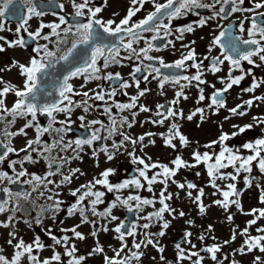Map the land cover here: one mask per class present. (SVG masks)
Returning a JSON list of instances; mask_svg holds the SVG:
<instances>
[{
	"label": "snow or ice",
	"instance_id": "obj_1",
	"mask_svg": "<svg viewBox=\"0 0 264 264\" xmlns=\"http://www.w3.org/2000/svg\"><path fill=\"white\" fill-rule=\"evenodd\" d=\"M149 2V0H131V6L129 7L127 14L124 18H122L118 23L113 19L104 20L99 16V14L103 11V7L100 6H91L92 0H70L72 8L75 10L74 13H69L67 15L72 16L73 20H69L66 18V15H61L56 12H52V15L57 17L56 21L45 23L43 21V17L48 13L43 10V7L38 2V0H24V3L27 5L26 13L20 7L18 0H0V19L5 16H9L15 18L18 21V25L15 28V34L17 36L14 40H6L5 37L0 36V41H4L3 44H0V53L6 51L5 44L7 48H15L19 47L21 49L29 47V42L25 39L21 33H26L29 40L35 45L31 48L32 53L34 55L30 56L27 64L20 63L18 61L13 60L11 65L6 66L7 70H11V68L15 67L19 69L20 75L24 77L23 87L19 88L16 85L11 84L10 82H5L2 77H0V84H3L4 87L0 88V122H4L5 114L11 116L12 119L7 121L6 128L12 124H15L17 118L25 119L26 123L23 127H21L17 132H9L7 130L4 131V135L6 138L15 137L18 135L27 136V132L25 129L27 128H35L36 130V138L34 140H28L26 142V146L24 148L19 149V152H25L26 155L22 160H11L8 161L9 167L12 168L13 172H15V165L19 163L23 168V164L25 161L34 163V159L31 155L32 152H38V154L47 161L49 171L46 176H38L32 175L31 179L28 181H24V183L32 184V192L40 189L41 186L45 190L51 191L48 189L49 184H53L54 181L48 179V177L55 176L60 174L62 179L59 184L56 185L59 188L63 184H70L72 182L73 177L77 172H80V169H71L70 175H64L61 172L63 165L65 163H70L72 159H81L79 155V151L83 150L84 145L92 146L94 141L101 139H109L116 132L117 121L112 116V108L105 107L104 112L109 115L111 119V125L106 128L108 133L107 136L102 137L99 132L100 129H93L92 134L89 138L86 139H76L75 141H65L64 135L67 131H70L69 125L72 123L71 115L76 108H82L85 113H87L92 105L89 104V100L95 99L99 101H105V97L109 98L114 97L116 95L117 89L115 87L112 88L110 92H106L101 85H97V88L100 91H95L93 89H89L88 91H76L74 85L71 81L74 78H83L84 84H81V88H84L85 85L92 80H108V81H118L119 87L128 88L131 85L127 81H123L122 77L119 73H111L107 72L103 76L101 75L103 70L108 69L113 64H122L124 60H132L135 57L136 60L141 61V64L144 60L152 61L157 59L149 55V52L156 50L159 51V47L153 44V41L157 40H165L167 37L175 35L176 40H183L185 33H193L196 28L204 27L208 24L210 20L216 19L217 17H221L222 19H227L232 13L236 12H249L252 13V17H244L240 21L239 31L241 33L247 32L248 39H243L240 36H236L233 34L231 29L223 30L213 37L211 44L209 45V51L212 50V47L219 46L222 49L223 59L220 57H212V63L210 67V71L212 73H216L221 71L220 65H223L225 61L229 62L230 69L229 75L227 77V82L222 79L221 83H225V87L222 89H217L212 96L211 105L209 107L215 105L217 110L219 108L225 107V101L222 98L223 94L228 92L234 85H239L242 80L245 79L246 74H251V70H248V73L244 72V69L241 67V61H246L249 65H255L259 67V65L255 64V60L253 57H258L261 62H264V11H259L264 9V0H255L253 7L250 8H242L240 5L245 3V0H215L214 4L205 3L204 0H166V3L159 4L156 3L155 0H151L154 4L155 11L149 12L143 19L139 21L133 22V17L141 11L144 7L145 3ZM107 0H105V4ZM47 4L49 8L59 7L61 10L65 8L64 4H56L55 0H47ZM215 4L222 5H230V10L226 11L224 6H221L218 10H215ZM197 9H209L212 10V14L208 17H200L198 20L183 25L181 27H177L175 29L172 28V21L178 19L182 16H186L189 13L200 16V13ZM223 14V15H222ZM40 18L38 22V26L34 31H30V21L33 18ZM87 18V22H81L82 18ZM167 19L168 23H164V20ZM245 21H250V27L245 28ZM45 29H48V32H45ZM6 30V25L3 22H0V32ZM8 31H12V29H7ZM151 32L154 35L151 36L150 39L145 40L143 33ZM178 33V35H176ZM69 37H72L70 46L66 47V50L61 51V46H66L69 44ZM109 37L115 38L113 42H106ZM55 38V39H53ZM46 41L47 43L40 44L39 41ZM145 40L147 47L140 48L137 50L133 47L134 44L139 43V41ZM118 41V42H116ZM192 44L195 41L191 42ZM49 44H53L55 46V50L49 48ZM174 47V42L171 39H167L164 47ZM182 48H188L187 54H182L181 58L176 60L172 64H167L160 59V66L163 68H174V69H187L188 67L196 69V73L187 76V75H170L165 76L162 75L160 67H155L154 65L148 64L144 65V70L147 71V75H144L143 79L145 81L148 80L149 76L155 73L153 79L159 78V87L161 89L164 88L166 83H172L174 85H180V90L176 93L177 99L174 100L173 104L179 103V97L183 96L184 99H187V96L184 95L183 89L184 87L191 85L192 81L196 82V86L205 84L206 81L202 79L203 76V61L197 62L196 52L194 48H191L190 45L182 44ZM226 50V51H223ZM127 53V55L121 56V52ZM59 53V54H58ZM208 59V57H205ZM103 61V64H100V61ZM191 61L192 63L189 65L186 62ZM63 62L65 66L66 74L61 78H56L52 81V85L42 84V81L45 78H51L52 71L56 68V65H59ZM233 69H239L241 71V75L233 76ZM5 69H0L3 71ZM142 71L140 65H137L134 69V72L131 74L133 79L135 80V85L139 89L140 81L136 79L135 74ZM187 81L188 84H181V81ZM264 83V81H262ZM260 86L259 83L256 82L255 78H253V84L251 87L243 89L246 92H253L256 88ZM214 87V85H213ZM199 101H203L205 96L203 95V88H200ZM148 89H140L138 91V95L131 97V102L119 104L114 103V106L120 110H131L137 107V101L140 97L144 96ZM55 92L58 95V99L53 100L52 102H47V97H51ZM93 92L94 95L90 96L89 93ZM9 93H13L17 98L12 105L11 108H8L5 104V98ZM127 95V93H125ZM73 96H82L87 99H82L80 101L73 100ZM255 100H264V97H254ZM198 101V102H199ZM248 107L253 105V99L244 102ZM158 107H163V105H159ZM238 108H243V105H238L236 108H232L229 111L234 115L244 116L247 113L245 111H238ZM141 112L150 111L149 108L140 105ZM201 114V120L204 119V110L201 108L196 109V112L190 114L187 119L192 120L193 116L196 113ZM63 113L65 115L64 120H58L57 114ZM42 115L46 116L49 120L47 126H41L37 120V116ZM157 115H162L157 112ZM136 112L132 113L133 120L128 121L127 117H123L120 120V125L123 126L127 124L129 128L133 126L135 122ZM179 116L183 118L182 110L180 112L173 111L171 108L168 109L167 115L164 116V119H168L169 117ZM81 121L85 120V116L81 115L78 117ZM227 119V117H226ZM254 120L257 121L258 124H264V118L254 117ZM164 120L153 121V123L163 124ZM59 123L61 127L54 128L53 125ZM100 124L103 127V122L100 120H92L89 122L88 126ZM84 126V125H82ZM233 127L238 128V132H233L231 136L226 133H222L218 139V141H212L206 147L211 148L214 144H221V151L218 154L212 155L209 152L200 153L199 151L193 153V158L196 164H188L187 161L183 160L180 156H177L172 163L175 165L174 168H169L166 165L152 163H145L144 159L139 157H135L134 152L129 153L130 156H133V163H139L143 165V168L139 169V177L143 179V181L147 182V190L149 192L152 191V185L159 182L165 185V191L167 187V181L176 175V171L182 167H195L198 164H204L207 167V172L209 177L211 178V186L213 188H217L218 191H222L219 186L216 184L217 179H227L236 180L237 176L241 171L245 173H251L253 170V163H256V166L259 168L261 173H264V137L256 139L254 142H246L242 145L244 149L250 151V155L241 156L238 152H234L233 149L223 146L224 141L229 140L231 137L237 136L240 133H244L246 130L251 129L253 125H245L243 127L234 125ZM55 133L56 135L53 137L52 143L43 142L41 137L45 134ZM123 136V140L119 142V144L113 141L112 148L116 151H119L120 148L124 146L125 141L131 142V144L135 145L140 143L142 147H147V145L143 144L145 136L155 135L153 133H146L145 136H140L136 139H132L130 136L120 133ZM163 135V134H162ZM176 137L179 138V142L182 146H187L189 141L188 139L181 134L179 131V125L176 123H172L169 128L168 135L165 136V144L169 147L175 148L176 145L173 144V139ZM150 144H154L155 142L149 140ZM33 145H42V150ZM75 145V147H73ZM0 147L4 149L3 153L0 154V164H3L10 153L19 154L16 148H14L11 144V139H8L7 143L0 142ZM59 148L62 152H67L69 149L75 153L72 157H60L58 160L54 157L50 156V153L54 148ZM30 150V151H29ZM107 157V160L111 161L114 158V152H110L107 146H103L101 149ZM49 153L48 156H45L44 153ZM227 154V155H226ZM93 155H96V152H93ZM56 165L55 170H53V165ZM229 166L235 169V174L232 173H221V169L228 168ZM160 168L162 172H158L151 177L147 174L150 169ZM113 173L112 169H106L101 173L100 179H95L90 181L87 185H81L82 189H85L83 192L80 189L71 190L70 194L72 196H77L78 199L76 204L70 206L67 210V215L72 216L77 211L82 218L81 223H89L87 216L85 215V208L83 207V201L87 197H94V199L90 200L91 204V212L95 216H100L105 219H109V221H115L118 219L117 216L113 215L112 210L116 208L118 205H123L127 207L128 211H133V205L130 203L131 201H135V210L142 211L144 205H152L153 200L142 198L139 195H129L127 198L122 199L120 195H116L114 201L110 203V205L103 211L97 212L96 206L98 204L104 203L103 197L105 196V192L103 191H93L96 185H101L107 189V192H119L122 189L129 188L131 186H135L137 189L143 188L145 185L141 182L140 178H133L131 180H125L119 184H111L109 182V176ZM81 175L84 173L80 172ZM28 175L25 170H22L16 173V179H13L12 176L8 174L6 171H0V183L4 180H7L10 184H15L19 182V177ZM199 175V173H197ZM159 176H162L163 179L157 180ZM175 183V181H173ZM245 183L251 184V181L248 177H245ZM259 187V185H257ZM178 187L184 188V184H178ZM187 187L189 189L196 188L195 184L188 183ZM228 191H222L223 200L214 201L215 204L221 206L228 210L231 205H235L238 209L242 211V207L238 199H230L231 196H239V192L236 188L235 184L227 185ZM165 191H161L159 203L162 205L156 212L150 213L147 217H140V219H145L151 221L153 218L158 220H163V215L165 212L170 215L175 212L174 209L170 207L165 201L170 200L171 194L165 196ZM0 192H3L7 197L6 199L0 200V214L5 213L6 211L11 210L13 212L12 216L8 217L6 222H0V227L9 228L15 227L13 221L15 220V212L17 211H25L28 210L24 208L23 205L20 204L21 200L29 202L31 204L32 209H38L37 215L35 217V224L37 226L43 223L45 213H51L52 218L55 219L57 213L61 211L60 205L62 201L54 199V195L58 196L59 193H55L54 195H48L47 200L52 201L51 204H37L36 199L31 197V192H15L8 187L0 188ZM40 197L45 196L44 191L39 192ZM191 196V192L188 193ZM204 195L203 189L199 190V194L195 197V200L200 201L201 197ZM215 195V193H214ZM15 197L14 203L15 207L9 209L8 205L10 202H13V198ZM260 202L264 203V189L261 190ZM200 211L203 213L205 211V206L200 204ZM256 219L249 221V225H254L257 222V219L264 218V209H253V215H256ZM185 213L183 211L179 212V216L183 217ZM229 221H231L232 217H228ZM26 224L29 227H32V221L25 220ZM95 223V222H93ZM169 221L165 220L162 224L163 229H167L169 227ZM191 224V221H188ZM79 225L71 228V229H61V231H71L75 238L79 240L85 239L84 235L77 231ZM144 229H148L150 227V223H145L140 225ZM137 225L133 224L129 228L123 221H121L113 231L118 235L116 238L121 241V247L119 249H113L115 255L109 257L107 255L104 256L105 264H129L131 259L140 260L143 256L142 252H132L131 257H123L121 258V253L125 248L128 247L126 242V237L131 236L135 237L137 235L136 232ZM209 230H211V226H209ZM47 235L54 241V244L60 245L64 243L66 247V251L64 255L71 257L68 261V264H81V262L85 259L83 256L76 257L74 254L77 252V248L75 245L68 246L67 242L69 241V237L67 235L62 238H57L52 234V230H45ZM103 231L107 232L109 229L107 226L103 228ZM258 232H264V228H258ZM248 229L245 228L242 235L247 236ZM10 239L7 240L9 245H13V241L17 240V234L15 231H10L8 233ZM93 237L97 235L96 231L91 233ZM146 240L140 241L137 243L135 239L133 240V247L139 250L142 246L147 247L148 245H152L157 248V251L163 253L164 248L159 246V241H154L150 237L153 235L164 236L165 231H160L159 233H144ZM191 236L190 232L185 233V237ZM236 233L233 231L232 240H235ZM201 240H203V236H201ZM190 243V241H189ZM225 244L231 243V241H225ZM46 247L41 242V238L37 235L32 243L27 244L20 238L14 245V254L11 259H8L4 255H0V264H21V260L23 257L27 256L30 264H61V254L59 252H53V255L50 258H45L41 260L38 255H35L34 252L43 250ZM195 247V245H193ZM178 249V259H191L192 256H199L197 252H192L189 256H185V250L180 246V244L176 245ZM254 249H258L261 253H264V235L260 236H248V238L244 241V246H242L237 251L240 254H244L245 251L252 252ZM3 249H0L2 252ZM204 251L211 254V259L213 261H217V264H220L218 261L216 253L220 251V245H213L204 249ZM104 248L99 244H97L93 249L92 254L103 253ZM161 259H164L161 256ZM203 258L199 257L197 260L193 262V264H201V260ZM233 264H237L236 261H233ZM254 264H264V260L261 259L260 256L255 257Z\"/></svg>",
	"mask_w": 264,
	"mask_h": 264
},
{
	"label": "flooded vegetation",
	"instance_id": "obj_2",
	"mask_svg": "<svg viewBox=\"0 0 264 264\" xmlns=\"http://www.w3.org/2000/svg\"><path fill=\"white\" fill-rule=\"evenodd\" d=\"M20 7L24 10L26 13L27 11V5L24 3V0H18ZM38 2L43 7V10L46 11L48 14L45 15L42 19L45 23H50L57 20V17L52 15V12H56L61 15H66V18H68L70 21L73 20L72 16H69L67 14L74 13V9L71 6L70 0H55V3L58 4H64L65 8L61 10L58 6L55 8H49L47 4V0H38ZM156 3L164 4L166 3V0H155ZM205 3L208 4H214L215 0H204ZM255 0H245V3L243 5H240L242 8H250L253 7ZM91 6H100L103 7V11L99 14L101 18L104 20L113 19L117 23L126 16L127 11L129 7L131 6V0H107V3L105 4V0H92ZM221 6H224L226 11L230 10V5H222V4H215V10H218ZM155 11L154 4L149 0V2L145 3L144 7L139 11L136 16L133 17V22L139 21L143 19L149 12ZM197 11L200 13V16L193 15L189 13L186 16H182L178 19L173 20L172 28L175 29L177 27H181L183 25L192 23L196 20H198L200 17H208L212 14V10L209 9H197ZM259 11H264V9H261ZM223 15V14H222ZM252 13L249 12H236L232 13L230 16H228L227 19H222L221 17H217L216 19L210 20L207 25L204 27H198L193 33H185L183 40H176L175 35L167 37L165 40H157L153 41L152 43L155 44L157 47H159V51L153 50L149 52V55L156 57L157 59H154L152 61L144 60L141 64V61L136 60L135 57H133L132 60H124L122 64H113L111 67H109L106 70H103L101 75L103 76L107 72H111L113 74L119 73L122 77L123 81H127L131 86L128 88H122L119 87L118 81H108L104 79L100 80H92L89 81L84 88H81V84H84L83 78H74L71 83L74 85V88L76 91H88L89 89H93L95 91H100L99 88H97V85H101L103 89L106 92H110L113 87L117 89L116 95L114 97L109 98L108 96L105 97V101H99L95 99L89 100V104L92 105L90 110L85 113L82 108H76L72 115L71 120L72 123L69 125L70 131H67L64 135L65 141H75L76 139H86L89 138L92 134L93 129H100L99 134L104 137L107 136L108 133L106 131V128L111 125V119L109 118V115L104 112L105 107H111L112 108V116L117 121L116 125V132L113 134V136L109 139H101L94 141L92 146L84 145L83 150H77L79 151V155L81 159H72L70 163H65L63 165V168L61 169V172L64 175H70L71 169H80V172L84 173L83 175L80 174V172H77L75 176L72 179V182L70 184H63L59 188L56 187L57 184L60 183L62 176L60 174H57L55 176L48 177V179L54 181L53 184L48 185V189L51 191L45 190L43 186L40 187L35 192H32V184L24 183V181H28L31 179L32 175H38V176H46L47 172L49 171L48 163L46 160H44L38 152H32L31 155L34 159V163H30L25 161L23 164V168L19 163L15 165V172H13L12 168L9 167L8 161L11 160H22L23 157L26 155L25 152H19V149L24 148L26 146V142L28 140H34L36 138V130L35 128H27L25 131L27 132V136L18 135L16 136L17 141L14 143V148L17 149L19 154L10 153L7 160L0 164V171H6L10 176L13 177V179H16V173L25 170L28 175L19 177V182L15 184L8 183L7 180H4L2 183H0V188L8 187L12 190L13 193L15 192H31V197L36 199L37 204H51L52 201H48L46 198L48 195H54L55 193H59L58 196L54 195V199H57L59 201H62L60 208L61 211L56 214L55 219L52 218L51 213H45L43 223L39 226L35 224V217L37 215L38 209H32L31 204L29 202H26L24 200L20 201V204L24 206L25 209L28 211H17L15 212V220L13 223L15 224V227H9V228H3L0 227V249H3L2 252H0V255H4L8 259H11L14 254V245L15 243L20 239L23 238L25 243L30 244L34 240V238L39 235L41 238V242L46 245V247L43 250H39L34 252L35 255H38L41 260L45 258H50L53 255V252H59L61 254V264H68V261L72 259L71 257H68L64 255L66 251V247L64 243H61L60 245L54 244V241L47 235L46 229H51L52 234L55 235L57 238H62L63 236L67 235L70 239L67 242L68 246L81 244L83 245L85 241L92 240L93 244L96 245L97 241L100 245H104L105 243H110L111 241L115 242L118 239L116 236L117 233L108 234L107 232L103 231V228L107 226L108 229H114L121 221H125L126 218V212L128 211L127 208H123V211H119V205L112 210L113 215L117 216L118 219L115 221H109V219H105L100 216H95L91 212V204L90 200L94 199V197H87L83 201V207L85 208V215L88 218V221L91 222V232L88 235L85 232L86 224L88 223H81V216L79 214V211H77L74 215L68 216L67 210L70 206L73 204H76L78 196L80 193L77 194V196H72L70 194L71 190L80 189L81 192H83L85 189L81 188V185H87L90 181H93L95 179H100L101 173L104 172L106 169H112L113 173L109 176V182L111 184H119L122 183L125 180H131L133 178H140L139 177V169L143 168V165H140L139 163H133V156H130L129 153H133L135 157H139L141 159L145 160V163L152 164V163H158L162 165H166L169 168H174L175 165L172 163L173 160L177 156H180L183 160L187 159H193V153L199 151L201 154L204 152H209L212 155L218 154L221 151V144H214L211 148L206 147V145H209L212 141H218L220 135L222 133L231 134L233 132H238V128L233 127L234 125L243 127L245 125H253L251 129L246 130L244 133H240L237 136L231 137L229 140L224 141L223 146H226L228 148L233 149L234 152L243 150L244 148L242 145L246 142H254L258 138L264 137V124H258L256 120H254V117L258 118H264V100H255L254 97H264V62H261L258 57H253L255 60V64L259 65V67L255 65H249L246 61H241V67L244 69L245 73H248V70H251V74H246L245 79L241 81L239 85H234L231 89L228 90V92L223 94V99L225 101V107L219 108L217 110L216 106L211 105V99L210 97L217 89H222L225 87V83L227 82V77L229 75V69L230 65L228 61H225L223 65H220L221 71L212 73L209 69L211 67L212 63V57H220L223 59L222 56V49L219 46L212 47V50L209 51V45L211 44V41L213 40V37L216 35H219V33L226 29H231L233 34L236 36H240L243 39H248L247 32L241 33L239 31V24L244 17H252ZM40 18H33L30 21V31H34L39 22ZM0 22H3L6 25V30L3 32H0V36H3L6 38V40H14L17 38L15 34V28L18 25V21L15 18L5 16L4 18L0 19ZM81 22H87V18H82ZM164 23H168V20L165 19ZM245 28L247 29L250 27V21H245ZM7 29H12V31H8ZM48 29H45V32H48ZM25 37V39L29 42V47L21 49L19 47L15 48H7V45L5 44L6 51L0 53V69H5L3 71H0V77L5 82H10L13 85H16L19 88L23 87V81L24 77L20 75L18 68H11V70H7L6 66L11 65L12 61H18L20 63L27 64L29 61L30 56L34 55L32 53L31 48L35 45L29 40L26 33H21ZM154 35V33L146 32L143 33V36L145 37V40H148L151 38V36ZM178 35V33L176 34ZM55 39V38H53ZM72 37H69V44L66 46H61V51L66 50V47L70 46ZM167 39H171L174 42V47H164V44L166 43ZM115 38L109 37L106 42H113ZM145 40L139 41V43H136L133 45L134 48L139 50L140 48L147 47V44L145 43ZM195 41L194 44L191 42ZM118 42V41H116ZM4 41H0V44H3ZM40 44L47 43L46 41H39ZM182 44L190 45L191 48L195 49L197 62L203 61V76L202 79L206 81L205 84L199 85V87L196 86V82L192 81L191 85H188L184 87L183 92L184 95L187 97H191V103L187 108H184L186 104H184V97H179V103L173 104L172 102L177 99L176 93L180 90V85H174L172 83H166L164 88L161 89L159 87V78L153 79V76L155 73L149 76L148 80L145 81L143 79L144 75H147V71L144 70V65H154L155 67H160L162 75L170 76V75H187L191 76L196 73V69L188 67L187 69H174V68H163L160 66V59L162 58L163 61L167 64H172L176 60L180 59L182 54H187L188 48H182ZM49 48L55 50V46L53 44H49ZM226 51V50H223ZM59 54V53H58ZM127 55L125 52H121V56ZM205 57H208V59H205ZM187 64H191V61H187ZM100 64H103V61H100ZM137 65H140L142 68V71L135 74L136 79L140 81L139 89L135 85V80L133 79V76L131 75L134 72V69ZM52 71L51 78H45L46 83L52 85V81L56 78H61L62 73L58 68H55ZM241 71L239 69H233L232 75L233 76H239L241 75ZM253 78H255L256 82L260 84L258 88H256L253 92H246L243 91V89L251 87L253 84ZM224 80L225 83H221V80ZM181 84L187 85V81H181ZM214 85V87H213ZM4 87L3 84H0V88ZM148 89V91L145 93L144 96L140 97L137 101V107L131 110H124L120 111L115 106L114 103L124 104L131 102V97L138 95V91L140 89ZM200 88H203V95L205 96V99L203 101H199V95H200ZM127 93V95H125ZM9 97L6 96L5 98V104L8 108H11L14 104L15 100L17 99L13 93H9ZM90 96L94 95L93 92L89 93ZM51 97H58V95L53 94ZM82 99H87L82 96H73V100L80 101ZM250 99H253V105L251 107H248L244 102L248 101ZM199 101V102H198ZM140 105H143L150 109L148 112H141L140 111ZM159 105H163V107H158ZM238 105H243V108H238V111H245L247 114L244 116L240 115H234L229 110L232 108H236ZM171 108L173 111L180 112L182 110L183 118L176 116V117H169L168 119H164V116L167 115L168 109ZM201 108L204 110V119L201 120V114L196 113V115L193 116L192 120H188L187 117L196 112V109ZM136 112L137 115L135 116V122L133 123V126L129 128L127 124H124L123 126L120 125V120L123 117H127L128 121L133 120L132 113ZM159 112L162 115H157L156 113ZM81 115L85 116V120L81 121L78 119ZM8 115L5 114V120L4 122H0V142L7 143L9 138H6L4 135V131L9 129L8 127H11L12 125L8 126L6 128L7 124V117ZM227 117V119H226ZM58 120H64L65 115L63 113L57 114ZM37 120L40 123L41 126H47L49 123V120L46 116L39 115L37 116ZM92 120H100L103 122V127L100 124L91 125L88 126L89 122ZM164 120L163 124L160 123H153V121H160ZM26 123L25 119L17 118L14 129L10 132H17L21 127L24 126ZM172 123H176L179 125V131L181 134H183L186 138L188 133L192 134V130L194 129V136H196V141H190V138H187L189 143L187 146H182L179 142V138L176 137L173 139V144L176 145L175 148L169 147L165 144V136L169 133V128ZM84 125V126H82ZM54 128L61 127L59 123H56L53 125ZM120 133H124L128 136H130L132 139H136L140 136H145L146 133H153L155 135L152 136H145V139L143 141L144 145H147V147H142L140 143H137L135 145L131 144L129 141L124 142V146L120 148L119 151H116L112 148L113 141L119 142L123 140V136ZM163 134V135H162ZM201 134V138H197L198 135ZM55 133H52L51 135L48 133H45L41 140L43 142L52 143L53 137L55 136ZM207 139V141H206ZM149 140L154 141V144H150ZM103 146H107L110 152H114V158L109 161L107 160V157L103 151L100 149ZM33 147H36L38 149L42 150V145H33ZM75 147V145H73ZM4 149L0 147V154H2ZM30 151V150H29ZM96 152V155H93V152ZM250 152V151H249ZM45 156H48L49 153L45 152ZM75 153L72 151V149H69L67 152H62L60 149L54 148L52 152L50 153L51 157L56 158L57 160L60 157H72ZM227 155V154H226ZM196 164V163H193ZM204 165V164H203ZM56 165H53V170H55ZM200 170L202 167H198ZM257 169V168H256ZM259 169V168H258ZM181 168L176 171V175L174 177H171L167 182V185L173 183L175 181V184L178 185L179 176L181 174L179 173ZM162 172V169L155 168L150 169L148 171L149 177L152 175ZM223 173H228V170H225ZM260 178L259 181H262V186L257 191V196L255 200L254 208H251L250 211L253 209H264V203L260 202V196H261V190L264 189V173H260L256 175ZM209 177V175H208ZM159 178H163L162 176H159L157 180H161ZM141 182L145 185L146 181H143L142 178ZM177 179V181H176ZM209 180L211 178L209 177ZM223 179H217L216 181H222ZM191 180L186 179V183H189ZM134 186H131L126 189H131ZM248 187L247 184H237L236 188L238 192L240 193L243 188ZM122 189L119 192H113L109 193L107 192V189L101 185H96L93 191H103L105 192V196L103 197L104 203L98 204L96 206L97 212H103L112 201H114L116 195H120L123 192ZM155 190V189H154ZM44 191L45 196L40 197L39 192ZM161 191H165L163 188ZM225 191V190H222ZM221 193H217L218 196L213 200H223V195ZM141 194V193H140ZM1 200L6 199L7 197L4 195L3 192H0ZM165 196H168V191H165ZM249 196V195H247ZM234 197V196H233ZM237 197V196H235ZM160 199V196H159ZM233 199V198H230ZM15 197L13 198V202H10L8 205V208L11 209L15 207L14 203ZM167 201V200H166ZM165 201V202H166ZM162 207L161 204H158L156 206L157 209ZM200 209V206L198 207ZM134 215L136 214V210L134 208L133 210ZM13 212L11 210L6 211L5 213L0 214V222H6L8 220L9 216H12ZM258 216V213L256 214ZM121 218V219H119ZM30 220L32 221V227H29L28 224H26L24 221ZM157 219L151 220L147 223H150L151 225L156 224ZM95 222V223H93ZM137 223V218L130 224H128L129 228L131 225ZM257 227L258 228H264V218L257 219ZM79 225L77 228V231L81 232L85 239L79 240L75 238L73 233L71 231H61V229H71L75 226ZM257 228V229H258ZM141 233L143 236L144 232ZM10 231H15L17 234V240L13 241V245H9L7 243V240L10 239L8 233ZM93 231L97 232V235L93 237L91 233ZM264 235V232H258L255 236ZM185 232H183L180 235V240L174 239V244H178L184 239ZM126 242H129L130 236H127ZM119 242H121L119 240ZM225 244V243H224ZM227 246H230L231 243L225 244ZM209 246L206 245H200L198 247V252L201 254H208L210 253L204 251L205 248ZM126 248L124 249V251ZM259 251V250H258ZM90 252L93 253V249H90ZM194 252V250H192ZM100 254V253H99ZM191 252H187L185 256H189ZM76 257L83 256L85 257V253L83 250L78 249L77 252L74 254ZM98 255V254H94ZM103 255V254H102ZM255 256H257L255 254ZM131 257V255L127 256ZM178 263L181 264L179 259ZM197 260L194 258V256L191 257L190 263L193 264V262ZM137 260L131 259L129 261V264H136ZM218 261H220V258H218ZM90 262V260L85 259L81 262V264H87ZM175 260L173 258L168 259V263L173 264ZM217 263V261H216ZM21 264H30L29 260L27 259V256L23 257L21 260ZM55 264V262H54ZM140 264V263H138ZM231 264V263H227Z\"/></svg>",
	"mask_w": 264,
	"mask_h": 264
},
{
	"label": "rangeland",
	"instance_id": "obj_3",
	"mask_svg": "<svg viewBox=\"0 0 264 264\" xmlns=\"http://www.w3.org/2000/svg\"><path fill=\"white\" fill-rule=\"evenodd\" d=\"M9 95L10 94H8L7 97H9ZM183 103L186 104L184 108H187L191 103V97H187ZM6 119L7 121H10L12 117L7 116ZM8 128L9 129H7V131L10 132L14 129V124ZM191 133L192 134L188 133L187 138H190V141H196L194 129ZM197 138H201V134H199ZM9 139H11V144L14 146V143L17 141L16 136ZM237 152L241 156H247L251 154L247 149ZM185 161H187L188 164L196 163L193 159H187ZM200 166L202 167L201 170L198 168ZM225 170H228V173L235 174V169L231 166L221 169L220 171L223 173ZM259 172L260 171L254 162L251 173H245L241 171L234 181L230 178L223 179L222 181H215L219 188L225 191H228V184H246L245 177H248V179L251 181L250 185L247 184L248 187L242 189V191L239 193V196L230 197L239 200L242 211L235 205H231L228 210L225 211L224 208L213 203V200L218 196L217 193H221V191H218L217 188H213L211 186V180H209L206 165L201 163L195 167H182L179 172L181 176H179L178 183L184 184L185 187L180 188L175 183H171L166 187L168 195L171 194L172 197L170 200H167L166 203L169 204L170 207L175 210V212H173L171 215L165 212L163 215V220L157 219L156 224L151 225V227L148 229L139 227L140 225L149 222L148 220L140 219V217H147L150 213H154L158 210L156 206L160 204L159 196L161 190L163 188L165 189V185L157 182L152 185L151 192L147 190V182L141 189H137L134 186L131 189L123 190L121 193L122 199L127 198L129 195H139L142 198L153 200V204L144 205L142 211L136 210L135 216L137 217V223L135 224L137 225V235L135 237L130 236L129 242L127 241L128 247L121 253V258L131 255L132 252H142L143 256L140 258V260L135 262L136 264H170L168 263L169 257L173 258L175 260L173 264H176L178 263V249L176 248L177 244H174L173 241L183 232H190L191 236H184V239L178 244H180V246L185 250V254L187 252L192 253V250L197 252L199 256H194V258L198 259L199 257H202L203 259L201 260V264L217 263L211 259V255L201 254L198 252V247L200 245H207L209 247L213 245H220V251L216 253L217 258H220V264H233V261H236L237 264H254L255 257L257 256H260L261 259L264 260V253H261L258 251V249H254L252 252L245 251L244 254H240L237 251L242 246H244V241L248 238V236H255L257 234V224L249 225L248 222L256 219V215L251 214L252 211H250V209L254 208V205L256 204L255 200L257 191L262 186V181H259L260 178L256 176L259 174ZM197 173H199V175H197ZM186 179H190L191 181L189 183L195 184L196 188L189 189L187 187L188 183H186ZM167 182L169 183L170 181ZM257 185H259V187ZM200 189H203L204 195L201 197L200 201L197 202L195 197L199 194ZM189 192H191V196L188 195ZM130 203L133 205V208H135L136 202L131 201ZM201 203L205 206V211L203 213H201L200 209L198 208ZM123 208L127 207L119 205V211H123ZM181 211L185 213L183 217L179 216V212ZM229 216L232 217L231 221L228 219ZM155 219L156 218H153V220ZM165 220L170 222L167 229L162 228V224ZM188 221H191L192 223L189 224ZM209 226H211V230H209ZM245 228L248 229L247 236L241 234ZM140 229H142V232L144 233L148 232L152 234L159 233L162 230L165 231V235L162 237L158 235H153L150 237L154 241H159V246L164 248L163 253L158 252L157 248L153 247L152 245H148L147 247L142 246L139 250L133 247L134 239L137 243L146 240V237L142 235ZM233 231L236 233L235 240H232ZM85 232L88 235L91 232L90 221L88 224H86ZM107 233L113 234L114 231L113 229H109ZM201 236H203V240H201ZM225 241H231V245H225ZM76 245V248L78 247V249L84 251L86 259L90 260V262L87 264H105L104 256H114L115 253L113 249H119L121 247V242H119V240L115 242L111 241L110 243L104 242V245H101L104 248V252L98 255H89L91 253L90 249H94L96 246L93 244L92 240L85 241L83 245ZM193 245H195V247H193ZM255 254L257 256H255ZM161 256H163L164 259H161ZM180 263L191 264L190 259L181 260Z\"/></svg>",
	"mask_w": 264,
	"mask_h": 264
},
{
	"label": "water",
	"instance_id": "obj_4",
	"mask_svg": "<svg viewBox=\"0 0 264 264\" xmlns=\"http://www.w3.org/2000/svg\"><path fill=\"white\" fill-rule=\"evenodd\" d=\"M56 68H58V69L61 71V73H62V77H63V75L66 74L65 66H64L63 62H62L61 64H59V65H56ZM62 77H61V79H62ZM46 81H47V80L44 79V80L42 81V84L51 85V84L46 83ZM53 94L56 95L55 92H53ZM46 99H47V102H52L53 100L58 99V97H47ZM0 200H1V196H0ZM133 219H134V217H133V215H132V211H131V212H130V211H127V212H126V218H125L124 223H125L126 225H128L129 222L132 221ZM180 239H181V238L177 239L176 242H177L178 240H180Z\"/></svg>",
	"mask_w": 264,
	"mask_h": 264
}]
</instances>
